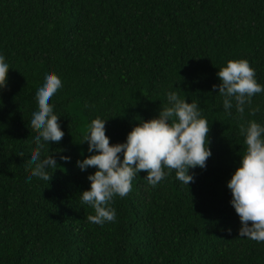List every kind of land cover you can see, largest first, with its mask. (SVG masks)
Here are the masks:
<instances>
[{
    "label": "trees",
    "instance_id": "obj_1",
    "mask_svg": "<svg viewBox=\"0 0 264 264\" xmlns=\"http://www.w3.org/2000/svg\"><path fill=\"white\" fill-rule=\"evenodd\" d=\"M0 54L11 67L0 89V264H264V241L240 236L227 187L247 148L241 125L264 124V93L241 116L213 88L241 58L264 85V0H0ZM48 70L62 80L50 103L65 135L45 145L59 165L45 181L27 179L25 165ZM168 91L207 118L206 167L190 169L188 185L171 170L152 186L141 171L111 201L114 221H88L80 193L95 168L76 161L89 155L80 142L91 120L107 119L110 144L124 142Z\"/></svg>",
    "mask_w": 264,
    "mask_h": 264
},
{
    "label": "clouds",
    "instance_id": "obj_2",
    "mask_svg": "<svg viewBox=\"0 0 264 264\" xmlns=\"http://www.w3.org/2000/svg\"><path fill=\"white\" fill-rule=\"evenodd\" d=\"M9 63L0 54V89L6 87ZM220 80L218 93L223 97V108H233V100L238 113L252 104V98L264 93V85L258 82L255 69L247 59L228 60L219 68ZM62 80L53 70L44 73L36 89L37 107L32 111L30 125L35 130V146L31 149L25 165L26 178L51 179L58 168L56 155H44L45 145L59 143L65 135L59 118L50 103L54 94L62 87ZM167 103L155 117L140 119L127 133L124 142L110 144L106 135V120L97 116L92 119L80 143L87 142L89 155L76 161L81 171L94 167L88 174V189L80 193L83 204L89 205L94 214L88 221L103 225L116 219V209L111 207L115 196L124 197L132 189L133 178L141 171L147 182L155 186L175 170L176 178L188 185L194 182L190 169L206 167L212 155L208 140L209 122L202 115L196 101L188 102L176 91L166 93ZM259 106L253 111H259ZM246 151L240 157L238 167L227 181L231 192L230 204L239 216L240 236L256 241H264V124L249 120L241 125ZM61 160L70 161L71 157L60 155ZM167 170V171H166Z\"/></svg>",
    "mask_w": 264,
    "mask_h": 264
}]
</instances>
